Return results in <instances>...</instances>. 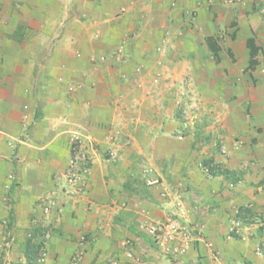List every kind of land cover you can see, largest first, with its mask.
Segmentation results:
<instances>
[{"label": "crops", "instance_id": "crops-1", "mask_svg": "<svg viewBox=\"0 0 264 264\" xmlns=\"http://www.w3.org/2000/svg\"><path fill=\"white\" fill-rule=\"evenodd\" d=\"M79 134L120 160L73 196ZM174 210L200 238L169 256ZM49 225L39 264H264V0H0V264Z\"/></svg>", "mask_w": 264, "mask_h": 264}, {"label": "built area", "instance_id": "built-area-1", "mask_svg": "<svg viewBox=\"0 0 264 264\" xmlns=\"http://www.w3.org/2000/svg\"><path fill=\"white\" fill-rule=\"evenodd\" d=\"M77 139V138H75ZM70 166L65 172L66 182L70 186H77L79 190L85 182V177L88 174L87 170L78 171L75 162L69 159ZM146 173V172H144ZM157 179H145L146 185H154ZM49 206L42 208V213L48 215ZM183 219V212L174 210L164 215L163 220L158 224H151L147 227V233L156 240L159 249L166 255L176 256L184 253L197 238H200L198 230L190 227ZM47 234L43 235L46 239ZM128 243H123L127 247ZM44 255V253H41ZM131 256V253L128 252Z\"/></svg>", "mask_w": 264, "mask_h": 264}, {"label": "rangeland", "instance_id": "rangeland-1", "mask_svg": "<svg viewBox=\"0 0 264 264\" xmlns=\"http://www.w3.org/2000/svg\"><path fill=\"white\" fill-rule=\"evenodd\" d=\"M180 111L184 118L186 114L185 111L183 110H180ZM111 143H113L111 140L96 141V140H93L92 138H87L86 136L82 134L74 135L70 142V158L72 159L73 162H75V166L77 167L78 171L88 170L90 166L93 164L94 160L96 161L98 160L101 163L103 161H106L109 163H115L119 159V156L118 154L112 152L111 150L112 148L110 147ZM117 143L118 142H114L115 145ZM103 145H106V147H104ZM127 145H129V143ZM69 166H70V161L68 162L67 169L69 168ZM147 176H144V177L141 176V179L144 184H146L145 179H151V178H148ZM152 178L157 179L154 177ZM71 187L73 190H71V192L69 191L68 194H71L74 196L76 194H82L85 191L84 189L86 186H85V183H83V185L81 186L82 190H79V187L75 185ZM56 200L57 199L55 198L54 199L50 198L47 201H45V203L42 205V208L49 206L48 207L49 212H48V215L43 214L44 216H50L53 211H56L57 213L61 212V210L63 209L62 207L64 205L63 204L58 205V202ZM52 229L53 228L50 225L49 227L47 226L46 229H44L43 233L48 235V237L45 239L46 241L45 244L48 243V241L50 240L52 236ZM90 240L91 239L87 235L82 234L81 237L79 238V243L84 244V243L89 242ZM42 252L45 255L46 253L45 245H44V249ZM44 255L41 254V258H43Z\"/></svg>", "mask_w": 264, "mask_h": 264}, {"label": "trees", "instance_id": "trees-1", "mask_svg": "<svg viewBox=\"0 0 264 264\" xmlns=\"http://www.w3.org/2000/svg\"><path fill=\"white\" fill-rule=\"evenodd\" d=\"M247 46L249 48V62H248V67L249 69L253 67V65L255 64V56L257 54L258 49L254 46L253 41L251 39H248L247 41ZM206 164V163H205ZM212 171H216V169L214 168V170ZM218 174H226L227 172L225 170H218L217 169ZM135 185L136 186H140V188L142 187V179L139 177H137L135 179ZM125 190L129 193H133V189L130 188V186H128V184H125L124 186ZM131 189V190H130ZM132 191V192H131ZM137 193V192H134ZM44 230H42L39 235L37 236H31V238L28 240L27 246L31 249L32 252L30 253H26V260H27V264H39L38 262L41 261V253L44 249V245H45V239L43 238L44 235ZM38 261V262H37Z\"/></svg>", "mask_w": 264, "mask_h": 264}]
</instances>
